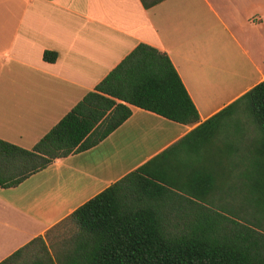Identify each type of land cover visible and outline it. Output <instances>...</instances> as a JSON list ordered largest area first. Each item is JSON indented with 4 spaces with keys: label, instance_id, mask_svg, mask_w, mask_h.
Segmentation results:
<instances>
[{
    "label": "crops",
    "instance_id": "0c3cea01",
    "mask_svg": "<svg viewBox=\"0 0 264 264\" xmlns=\"http://www.w3.org/2000/svg\"><path fill=\"white\" fill-rule=\"evenodd\" d=\"M138 43L170 58L199 121L131 106L95 146L0 186V261L35 237L59 238L78 207L205 121L180 146L188 172L223 185L239 170L226 143L250 123L235 101L264 81V0H0V139L30 149Z\"/></svg>",
    "mask_w": 264,
    "mask_h": 264
},
{
    "label": "trees",
    "instance_id": "16d2710c",
    "mask_svg": "<svg viewBox=\"0 0 264 264\" xmlns=\"http://www.w3.org/2000/svg\"><path fill=\"white\" fill-rule=\"evenodd\" d=\"M56 56L45 50L42 58L53 62ZM235 102L243 103L250 123L244 138L230 139L226 145L231 153L238 148L243 153L239 160L248 181L245 189L229 182L214 185L216 189L212 183L207 189L216 175L188 172L180 146L210 127L208 120L78 207L68 217L67 234L49 244L42 236L35 237L0 264H181L173 250L187 242H196L205 251L197 254V264H264V235L261 243L246 247L242 237H232L238 248L235 254L215 255L204 248L216 246L223 238L214 237L231 228L249 230L224 213L247 223L260 219L264 211V81ZM131 106L180 124L199 121L170 58L138 43L30 149L0 139V186L17 185L54 159L95 146L130 116ZM213 195L223 204H218L222 200L212 204Z\"/></svg>",
    "mask_w": 264,
    "mask_h": 264
},
{
    "label": "rangeland",
    "instance_id": "374dc122",
    "mask_svg": "<svg viewBox=\"0 0 264 264\" xmlns=\"http://www.w3.org/2000/svg\"><path fill=\"white\" fill-rule=\"evenodd\" d=\"M246 143V142H245ZM238 145V144H237ZM245 144H242V146H244ZM237 147H235L234 149H236ZM243 149V147H242ZM230 164H233L235 166L239 167L238 171L235 172H230L229 176H230V181H229V185H234L237 187V189H245L246 187V183L248 181H246V179L244 178V164L240 163L239 158H243V153H241V150L238 148L234 153L230 152ZM251 171L253 172V170L251 169ZM234 175H238L237 179L234 180ZM216 180L213 183V188L214 185L217 186L218 184L215 183ZM210 184H208V188H210ZM222 186V185H220ZM216 189V188H214ZM218 197L217 195H213V197L211 198L212 200V204H223V200L222 198ZM228 200V198H226ZM219 200H222L219 202ZM219 202V203H218ZM218 203V204H217ZM208 204V203H206ZM209 205V204H208ZM218 211V210H217ZM230 211V209H229ZM222 213V211H220ZM183 213H181L182 215ZM226 217L238 220L241 224H244L247 226V228H249V230H238L237 228H231L230 230L226 231L224 234L222 235H218L215 236L214 238H223L221 240L220 243H218L216 246H214L213 244H207L204 246V248H208L211 253L215 254V255H219L220 253L223 254H235L236 251H238V248L233 245L231 243L232 239H234V236H238V237H242V239H244L242 241V244L244 247H246L249 243L252 244H259L261 243V239L262 237L260 235H264V211L262 213V216L260 217V219L256 220V221H252V222H247V223H243L242 220L234 218L232 215H230L228 212L224 213ZM175 218V217H173ZM176 219V218H175ZM59 231H62V235L67 234L69 232V230L65 227H61L59 228ZM252 231H254L256 234L252 235ZM58 231L55 232V235H57ZM58 236H60V233L58 234ZM225 237H227L228 239H225ZM234 237V238H232ZM54 238L57 239V237L55 236ZM258 238V239H256ZM228 240L230 241V243L228 242ZM196 242L192 243V242H187L184 244H178L177 247H174V253H176L177 255H179V261L181 262V264H197L199 259L196 257L197 254H201V252H205L204 250H201V248L198 246V244H195ZM209 251V252H210ZM175 262H178V258H175L174 260Z\"/></svg>",
    "mask_w": 264,
    "mask_h": 264
}]
</instances>
